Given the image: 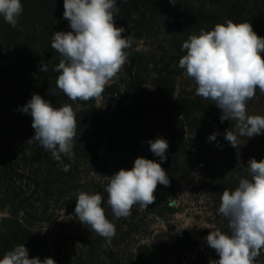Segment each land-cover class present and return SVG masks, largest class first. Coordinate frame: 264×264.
<instances>
[{"label":"trees","instance_id":"16d2710c","mask_svg":"<svg viewBox=\"0 0 264 264\" xmlns=\"http://www.w3.org/2000/svg\"><path fill=\"white\" fill-rule=\"evenodd\" d=\"M117 2L120 13L115 17V23L117 27L126 29L123 35L141 40L159 22L169 36L171 61H151L146 53L137 51L132 44L127 50L128 81L124 93H115L118 99L113 104L110 118L97 109V98L73 102L59 89L55 96L48 94L49 88H56L58 73L53 68L61 59L51 47V35L56 31L71 30L68 21L63 18L64 0H21L24 11L15 28L0 17V184L11 181V163L13 158L19 160L15 154L20 148L23 162L31 165L35 189L45 197L60 196L68 190L66 179L76 178L73 175L77 169L74 162L89 163L102 181L88 183L85 192L103 196L102 207L106 217L116 226L113 245L88 228V232L78 239L82 249L74 252V260H68L62 254L67 239L63 238L62 233H57V239H54L50 249L46 239L24 223L27 217H19L20 212L25 211L20 202L10 210L8 217L0 219V259L14 246L24 243L30 258L38 256L43 260L51 257L56 264H205L201 258L189 260V256L199 251V244L186 231L178 233L173 244H139L131 251L121 248V244L135 234L138 216L163 218L166 212L173 214L172 200L179 195V182H190L195 173L211 181L210 191L217 196H222L225 189L231 191L238 187L237 180L226 173L215 172V162L221 153L215 147H207L208 136L223 132L225 128L226 121H220V109L196 94L181 96L177 104H172L175 85L171 64L172 60H179L186 54L181 46L191 34H199L201 29L212 30L226 19L237 24L251 23L257 35L264 37V18L256 14L257 10L264 8V0H177L174 5L169 0ZM261 55L264 56V53ZM41 61L47 64V72H40ZM149 67H152L154 75L152 86L155 94L140 98ZM112 89L114 86L108 87L101 96ZM34 93L50 100L57 108L64 104H77L80 107L75 111L77 128L73 160L68 154L56 161L37 141H28L34 135V129L30 130L32 117L24 114L21 108ZM126 97L131 100L128 105H124ZM111 105L112 102L107 106ZM14 108L21 111L20 118L28 123L25 134L18 133L22 124L20 119L7 123L3 121ZM150 115L162 120L163 130L158 136L169 143L168 158L161 166L168 174L170 185L157 186L154 193L156 201L148 208L141 209L136 205L130 216L117 219L107 204V176L121 168L131 169L139 156L159 162V157L153 155L147 143L155 138L144 137L133 130ZM104 180L106 182L103 184ZM3 209L0 206V212Z\"/></svg>","mask_w":264,"mask_h":264},{"label":"clouds","instance_id":"9594fccd","mask_svg":"<svg viewBox=\"0 0 264 264\" xmlns=\"http://www.w3.org/2000/svg\"><path fill=\"white\" fill-rule=\"evenodd\" d=\"M177 0H169L175 4ZM63 18L70 31H56L51 35V47L61 57L53 68L58 73L56 88L71 101L98 98L120 72L128 60L133 43L126 29L117 27L115 17L120 13L117 0H64ZM21 0H0V17L15 28L23 14ZM136 19L137 17H133ZM186 52L178 66L194 81L195 94L210 100L221 112L220 121H231L224 139L237 148L240 137L248 139L264 133V116L249 115L248 101L257 91L264 96V37L253 30L251 23H234L226 19L212 30L201 29L191 34L181 46ZM40 72H47V64L40 62ZM32 117L34 135L28 140L37 141L60 161L71 153L76 136L77 121L71 104L55 107L50 100L34 93L21 108ZM219 132L208 136L216 140ZM159 162L139 156L131 169L121 168L107 176L105 191L107 204L117 219L131 215L134 206L146 209L156 201L158 185L168 187L170 179L161 166L167 160L168 141L162 136L147 142ZM249 176L239 180L234 190L225 189L220 198L218 213L227 220V231L219 228L209 231L204 238L219 259L209 264H258L264 252V159L248 161ZM198 179V177H197ZM99 193L79 192L76 197L75 217L87 228L109 241L116 234V226L102 207ZM189 227H181V231ZM0 264H56L51 257L41 260L29 257L24 243L4 253Z\"/></svg>","mask_w":264,"mask_h":264},{"label":"rangeland","instance_id":"374dc122","mask_svg":"<svg viewBox=\"0 0 264 264\" xmlns=\"http://www.w3.org/2000/svg\"><path fill=\"white\" fill-rule=\"evenodd\" d=\"M257 16L264 18V8L256 11ZM169 36L166 35L165 29L159 22L155 28L148 34H145L141 40H133L136 50L147 54L151 61H159L163 59L168 62L171 61L169 52ZM179 60H172L171 70L172 80L175 85V95L172 104H177L181 96L195 94L196 85L193 80L188 78L184 70L178 66ZM127 64L122 67L120 72L105 85L104 90L108 87L114 86L111 91H106L105 96H100L96 99V107L103 112L108 118L114 110V103L116 101V94L119 91L124 93L125 83L128 81ZM152 67L148 68L145 74L146 84L143 87V95L140 98H149L155 94L152 86L153 73ZM130 98L126 97L124 105H128ZM112 105L108 107L109 103ZM74 111H78L80 107L77 104L72 105ZM247 111L249 115L264 116V96L257 91L256 96L248 101ZM21 111L14 108L10 114L3 119L13 122L18 119L21 120L19 132L25 134V126L28 123L20 118ZM27 116H25V119ZM162 120L150 115L144 119L142 124L133 129L136 133L147 138H156L163 130ZM223 132H220V138L217 136L216 140L209 141L207 147L217 148L220 150L221 156L215 162L216 173H226L228 177L237 180L247 178L249 173L247 171L248 161L255 158L257 161L264 159V133L254 136L251 139L247 137H240V142L237 148H233L228 141L224 139L225 130L232 127V122H225ZM33 131V128L30 127ZM32 133V132H31ZM15 146L12 147V150ZM7 148V147H6ZM22 150V148H20ZM19 150V152H20ZM15 151V150H14ZM17 152L15 155L19 160H12V179L8 182L0 184V206L3 211L0 212V219L9 216L10 210L17 207L19 203L25 209L20 212L19 217H27L24 222L31 230L44 237L50 249H52L54 239H57V233H62L63 238L67 239L64 243L62 254L68 260H74V252L82 249V244L79 243L84 233L88 232L87 226L82 225L75 217V205L77 194L81 191L85 192L86 185L92 181L100 182L98 173L92 168L89 163H73L77 169L74 170L75 179L68 177L66 179L68 190L60 196L45 197L40 191L36 190L32 183V168L29 162L24 163L21 154ZM69 157L73 160L74 156L71 153ZM67 170V168H66ZM198 177V179H197ZM106 182H102L103 184ZM211 181L204 178L199 173H195V177L190 182L181 181L179 195L172 200L174 206V213H164L163 218L152 216L143 217L140 215L136 220V232L131 237L127 238L122 244L121 248L131 251L139 244L149 246H159L163 244H173L178 233L181 231L188 232L199 244L198 252L189 256L190 261L197 258L203 259L205 264H209V259H219L214 249L207 246L205 237L209 231L219 228L222 231H227V220L218 213L221 196L211 193ZM86 187V189H85ZM62 190L65 191L63 188ZM87 192V191H86ZM89 193V192H87ZM114 223V222H113ZM124 225H120L123 227ZM181 227L185 228L177 231ZM115 239L112 238L108 244L113 245ZM200 252H203L200 256ZM207 254V255H206ZM200 256V257H199ZM258 264H264V252L257 258Z\"/></svg>","mask_w":264,"mask_h":264}]
</instances>
